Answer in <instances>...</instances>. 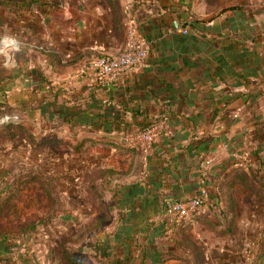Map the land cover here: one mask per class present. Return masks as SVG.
Masks as SVG:
<instances>
[{"label": "rangeland", "instance_id": "rangeland-1", "mask_svg": "<svg viewBox=\"0 0 264 264\" xmlns=\"http://www.w3.org/2000/svg\"><path fill=\"white\" fill-rule=\"evenodd\" d=\"M24 1L0 0V87L7 88V92L0 89V264H69L65 259L80 253L81 248L88 264H108L111 259L103 253L119 225L145 224L138 217L126 222L128 212L123 210L117 180L133 182L140 176L142 182L147 181L156 125L128 132L119 127L106 133L100 131V125L78 118L50 123L36 100L26 112L15 110L10 77L19 71V85L29 84L35 91V86L47 82V88L65 91L68 97L60 95L59 100L68 101L66 105L73 106L71 100L79 93L82 103L88 100L86 105L109 104L101 95L94 100L88 97L94 83L110 87L114 84L106 81L119 82L138 66L100 75L92 63L103 57L120 58L133 33L136 38H146L132 12L135 0H41L52 20L42 33L23 30L18 14L24 10ZM166 2L175 7L174 12L187 10L193 19L210 26L211 21L243 6L254 12L249 24L255 27L249 37L237 36L241 47L250 50L262 35L264 0H189V6L176 0ZM73 5L84 7L94 18L97 15L102 23L111 22L115 36H110L108 45L100 36H92L97 45L76 47L79 32L71 26L64 31L62 25L64 18H73ZM152 10L147 9L150 16ZM97 22V30H101ZM30 70H34L36 85L30 79L22 80ZM260 79L251 78L242 86L248 102L233 100L225 115L216 119V126L199 133L209 144L219 145L218 151L194 158L196 164H183L191 166L188 180L195 182L183 196L194 197L207 189L200 209L181 219L168 216L167 203L182 195L164 192L163 207L149 206L147 225L136 228L134 239L139 245L158 247L157 264H264V84ZM220 87L228 93L233 90L227 83ZM256 120L261 137L256 135ZM122 159L125 165L119 164ZM144 195L150 199L148 193ZM157 229L163 233L156 237Z\"/></svg>", "mask_w": 264, "mask_h": 264}, {"label": "crops", "instance_id": "crops-1", "mask_svg": "<svg viewBox=\"0 0 264 264\" xmlns=\"http://www.w3.org/2000/svg\"><path fill=\"white\" fill-rule=\"evenodd\" d=\"M163 3L166 5L167 2L161 3V13L155 11L156 13L150 16V21L142 26L146 39L151 42L146 65L117 82L116 85L100 87L94 83L95 88L89 90L88 97L93 99L101 95L103 101L105 103L110 102L109 104L100 107L90 102L86 105L88 100L85 99V103H82L80 97H78L82 95L81 93L79 95L75 94L76 97L74 96L75 98L72 100L76 109L81 108L84 110L88 108L92 118L91 122L97 125H99L97 115L102 113V110H106L111 119L110 112L114 110L117 114L124 115L129 131L140 128V126L151 121L153 116L155 117L154 125H156V131L158 129V132L152 142V154L148 157L150 163L147 170L150 172L147 181L142 182L140 176L135 178V180L138 179L137 182H134L135 180H131L133 182L117 180L120 183L118 194H121L122 202L135 210H133L134 214L130 216L131 220H129L133 221L132 219L138 217L139 223H145L141 227H144L149 221V206L154 205L157 210L163 207L161 203L164 192H169L170 195L175 193L185 195V191L188 190L189 186L192 190L195 182H189L188 180L192 176L191 166L183 165L184 162L192 163L194 161L193 164H196L194 158H205L209 152L218 151L220 148L217 144L206 142L203 139L204 136H199V133L208 126H216L218 124L216 119L225 115V110L229 108L233 100L243 101L241 97L243 93L242 86L249 84L251 78L258 79L261 77L260 82L264 84V24L261 23L259 26L262 31L261 37L256 39L250 50L241 47L240 44L242 43L237 39V36L249 37V32L255 27L249 24V22L254 21V12H249L243 8V14L234 9L233 14L220 16L216 21H211V26L207 22L203 26L197 25V28L195 30L191 29V32L194 30L193 33H196L201 38L200 40H214L215 42H198L195 47H192L188 44H178L173 41V36L178 34L177 32H181L178 29L183 27L179 25V19L174 14L175 7L171 6L172 8L164 9ZM176 3L179 4V1L176 0ZM185 3L186 6H189V0H186ZM36 9L37 7H33L31 10L24 9L19 12L18 15L20 20L22 19L24 31H39V33H42L51 24L52 20L46 14V6H40L37 9L39 13L36 12ZM70 10L74 13H71L73 18L71 19V16L64 18L62 21L65 24L62 25L65 27L63 28L64 31L70 29L71 26L79 32V38L76 39L75 43L76 47H94L92 43L95 41L92 40V36H100L101 40L108 45L112 39L110 36H115V29H113L111 22L102 23L97 15L94 18L92 12L86 11L81 6L73 5ZM192 17L189 15L186 20L190 22ZM98 20L100 21L101 30H97L96 27ZM64 39L67 40V38ZM221 40L223 42H220ZM230 41L235 42L234 47H231ZM94 45H97V43H94ZM242 51L245 52L244 62L241 60L242 56L240 54L239 58L237 57L238 53H242ZM227 55H231L234 61L229 64V71L219 72L220 65L228 66L226 59H223L220 63L219 58L222 59V56ZM243 69L246 71L244 72ZM33 72L34 70H30L26 78L22 76V80L28 81L30 79L36 85L35 80L37 79ZM18 75L19 71L10 77V100L16 111L26 112L25 110L31 106L30 102L32 100L37 101L39 91H33V86L29 84L19 85ZM42 83L44 82H41L40 85ZM222 83H227L233 90L230 93L226 92L224 88L220 87ZM0 89L7 92L4 85H1ZM97 89H100L103 95L96 93ZM59 90L61 89L57 87L51 88L49 93H56ZM237 90L239 92H236ZM65 94V91H62L58 97L60 95L68 97ZM111 102H114V104H111ZM122 103L125 104L127 109L122 106ZM217 109L221 110L216 111ZM133 110L138 111V113H134ZM99 129L102 131L101 128ZM196 132L197 134L193 140V135ZM213 140L215 141L214 138ZM203 143L208 145L207 151L202 149L201 145ZM118 162L121 165L126 164V160L123 159ZM197 163L200 164L201 160ZM196 168L200 169V166L198 165ZM132 187H134L132 189L134 195L132 200H127L128 197L125 195ZM145 193L150 195L148 196L150 199L144 197ZM123 210L129 213L127 209L123 208ZM142 211L144 215L140 214ZM126 218L127 216L125 220L128 222L129 220ZM134 226L140 227V224H134Z\"/></svg>", "mask_w": 264, "mask_h": 264}, {"label": "trees", "instance_id": "trees-1", "mask_svg": "<svg viewBox=\"0 0 264 264\" xmlns=\"http://www.w3.org/2000/svg\"><path fill=\"white\" fill-rule=\"evenodd\" d=\"M159 2H164L166 0H158ZM179 1V4H186L185 1L186 0H177ZM158 3L157 0H135V4L134 7L132 8V12L135 13L138 16V20L140 21V24L144 25L146 23H148L150 21V15L147 14V9L153 7L154 10H152V16L156 13L155 12V8H159L158 9V13H160V10L162 9V7L158 6V5H154V3ZM40 6H46V4L41 1V0H25L23 2V9L26 10H31L33 7H37L39 8ZM148 6V7H147ZM155 6V7H154ZM165 9L172 8L171 5L168 6L167 4L163 6ZM146 8V9H145ZM243 6L234 8L237 9L238 11L243 12ZM45 12V10H43ZM175 14L177 12H174ZM179 13V12H178ZM176 14L178 16L179 19L182 20H178V23L181 27L186 29L185 33H179L175 34L173 36V41H175L178 44H188L192 47H195L198 42H209V43H213L215 42L214 40H200L201 38H199V36L196 33H193V31L197 28L198 26H203L204 24H206L205 21H200V20H196L193 19L194 17H192V15H190L192 17V21L188 22L186 20V17H188V13L187 10H185L182 14ZM141 25V27H142ZM189 27V28H186ZM191 29L192 30L191 32ZM228 39V38H227ZM220 42H223L222 40ZM235 44L234 41H230V45L231 47ZM234 47V46H233ZM234 49V48H233ZM239 54L242 56V61H243V56L245 55V52L242 51V53H238V58H239ZM220 59V63L223 61V59L227 60L228 66L225 65H220L219 67V72L221 71H229V64L230 62L234 61V58L231 57V55H227V56H222V59ZM244 62V61H243ZM233 66V65H231ZM243 71L245 72L246 70L243 69ZM128 77V76H127ZM245 77V76H244ZM117 82L114 83V85H116ZM47 82L42 83V85L35 87V91H39L38 92V99L37 102H39V108L41 110V115L44 116V118L48 121V122H53L54 120H60V119H66L67 117L70 120H74V118H78L80 120L83 121V123H90L91 122V115L88 112V108L86 109H81L78 108L76 109L75 106H72V104L70 105H66V102H62L59 100V93H61L62 91L59 90L58 92H54V93H49L51 91V88H47ZM97 84V83H96ZM98 85L101 86H106L105 84L102 83H98ZM58 97V98H57ZM241 97L243 100H245V102H248L249 100V96H247V94H245L244 92L241 94ZM72 101V100H71ZM122 106L127 109V107H125V104L122 103ZM221 109H217L216 111H220ZM134 113H138V111L133 110ZM112 113V114H111ZM110 115H112V119L109 118L107 111L106 110H102V113H99L98 116V123L101 126L102 131L109 133L112 132L114 130H119V127H123V129H127L125 130V132H128V125L126 124L125 119H124V115H120L119 113L117 114V112L111 111ZM217 116V114H216ZM148 117V116H147ZM155 117L153 116L151 118V121H148L147 124L140 126V128L142 130H145L147 128H150L151 126H153L155 124L154 121ZM256 124V128H257V132L256 135L257 137H261V125L259 126V122L258 120L255 121ZM197 134V132L193 135V140L195 139V135ZM111 143V142H110ZM121 146H128V145H124V144H119ZM202 149L204 151H207L208 149V145H204V143L201 145ZM260 149V146L258 147ZM128 149V147L126 148ZM198 149V147H197ZM259 149L256 151L257 153V157L260 155L259 154ZM264 149V148H263ZM262 150V148H261ZM259 159V158H258ZM99 165H97L98 167ZM259 169H261L259 167ZM165 171V170H164ZM260 171V170H259ZM201 173V169L200 172ZM185 175V173H183ZM182 174V175H183ZM176 177V175H175ZM92 187H96L95 184H93ZM129 188V191L125 196H127V200H132L133 197V189ZM188 196H180V200L186 199ZM131 198V199H130ZM170 200V199H169ZM168 201V199L164 200V202ZM163 202V203H164ZM123 208L127 209V211H129V213L126 215L127 218L126 219H130V216H133L134 214V208L131 206H128L125 202H123ZM132 208V209H130ZM134 210V211H133ZM141 215H144L143 211L140 212ZM147 225V224H146ZM145 225V226H146ZM144 226V227H145ZM136 228H138V226H134L133 224H131L130 226L128 225H124V223L122 225H119V227L117 228V231L114 233V236L112 239H109L106 243V247H105V251H104V256L110 258L111 260L108 261V264H157V262L160 259V252L158 250V247H148V246H141L139 245V243L134 239V236L136 235ZM143 228V227H141ZM159 230V229H157ZM158 234L155 235L156 237L161 235L163 232L161 231V229L157 232ZM154 236L149 237V239H151ZM4 243V242H1ZM9 247V246H7ZM103 247V246H102ZM168 249H171L170 246H167ZM3 252V251H2ZM70 252V251H69ZM84 252L85 250L83 248H81L80 253L75 254L74 256H69L68 258L65 259L66 262H68L69 264H88L84 257ZM102 252V251H101Z\"/></svg>", "mask_w": 264, "mask_h": 264}, {"label": "built area", "instance_id": "built-area-1", "mask_svg": "<svg viewBox=\"0 0 264 264\" xmlns=\"http://www.w3.org/2000/svg\"><path fill=\"white\" fill-rule=\"evenodd\" d=\"M128 3H131V0H128ZM181 32L185 33V28H179ZM133 38L129 43L128 50L120 58H108L103 57L100 60L92 63V67L100 71V75L118 73L119 70L132 65L138 66L139 69L143 68L146 65L148 60V53L151 47V42L146 38H136L135 33H133ZM131 70L127 75L132 72L139 70ZM127 77V76H126ZM117 80L112 81L111 79L106 81V84H114ZM149 132V131H148ZM150 137V136H149ZM207 196V189H202L194 197H188L186 199L180 200L175 199L167 203L165 207V213L168 216H178L180 219L188 217L190 214L198 211L200 207L204 204L205 198Z\"/></svg>", "mask_w": 264, "mask_h": 264}]
</instances>
